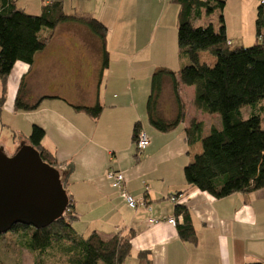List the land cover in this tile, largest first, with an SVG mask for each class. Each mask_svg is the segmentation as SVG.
<instances>
[{
	"label": "crops",
	"instance_id": "1",
	"mask_svg": "<svg viewBox=\"0 0 264 264\" xmlns=\"http://www.w3.org/2000/svg\"><path fill=\"white\" fill-rule=\"evenodd\" d=\"M238 1L244 5V0ZM94 14L81 10L72 15L93 18L102 24L107 30L104 43L83 25L61 23L30 66L19 62L14 65L4 91L0 82V148L12 156L20 146L29 145L34 126L42 129L41 147L61 169L65 192L77 216L73 231L83 238L95 232L103 239L116 233H132L128 261L138 263L142 252L151 264L264 263V187L252 194L216 200L188 188L184 181L183 168L201 152L200 143H185L184 130L196 121L202 123L205 136L210 124L206 125L204 117L216 116L197 111L194 88L182 86L179 95L185 115L180 125L163 134L144 123L150 77L166 65L157 63L152 52L145 53L139 28L132 33L110 34L112 29L103 23L102 16ZM225 27L227 32L226 24ZM104 51L108 66L102 70ZM171 59L174 66L175 59ZM187 63L180 59L178 68ZM16 100L37 107L16 110ZM95 106L101 108L97 119L73 108ZM159 109L166 120L176 115L169 84L163 88ZM135 124L149 138L139 159L135 158L132 142ZM68 166L70 172L66 171ZM110 171L120 172L124 190L136 199L143 198L146 207L130 210L110 186L106 178ZM177 192L185 193L171 204L168 198ZM177 204H183L188 211L197 239L195 246L182 242L176 226L166 223L168 219L182 223L181 217L174 216ZM151 219L157 223L150 226ZM14 247L6 240L0 241L1 252L12 256L17 251L26 264H33L32 253Z\"/></svg>",
	"mask_w": 264,
	"mask_h": 264
},
{
	"label": "trees",
	"instance_id": "2",
	"mask_svg": "<svg viewBox=\"0 0 264 264\" xmlns=\"http://www.w3.org/2000/svg\"><path fill=\"white\" fill-rule=\"evenodd\" d=\"M16 1L0 0V82L3 91L14 65L19 62L30 66L34 56L46 47L53 31L61 23L83 25L101 42L105 41L107 30L102 24L85 16L65 15L62 0H47L37 16L26 15L17 9ZM170 3L178 7V57L188 63L177 72L158 68L152 73L145 105L147 122L156 132L163 134L180 125L185 115L180 87H193L195 109L202 114L218 116L221 126H212L205 136L202 123L196 121L184 130L188 146L201 144L200 154L183 168L186 186L216 200L235 194H252L264 187V131L260 127V115L255 111L264 100V3L257 8L254 24L256 43L252 47L235 49L226 38L221 15L226 0H170ZM214 12H220L217 28L211 23L198 25ZM44 31L46 35H42ZM203 52L214 58L213 65L200 62L199 54ZM107 66L108 56L104 51L102 70ZM166 84L170 85L176 104V115L171 120L164 119L159 109ZM36 107L37 104L28 106L19 100L15 102L16 110L30 111ZM243 107H249L251 111L246 119L241 113ZM73 108L91 119H97L101 112L99 106ZM140 130L139 124H135L133 143ZM43 138L44 131L34 126L28 143L45 164L61 172L53 156L41 147ZM139 157L135 154L136 159ZM66 169L70 172L71 166ZM62 185L64 189L63 181ZM184 193L177 192L169 198H173L176 204ZM174 216L182 218L181 224L175 223L179 239L195 246L197 239L186 207L177 204ZM75 220L77 216L68 198L62 218L42 229L14 225L9 232L0 235V241L5 240L7 234L14 236L19 248L33 254V264L126 262L130 256L132 233L125 236L116 233L103 239L92 232L83 238L72 229ZM138 264H151L146 253L138 255Z\"/></svg>",
	"mask_w": 264,
	"mask_h": 264
},
{
	"label": "rangeland",
	"instance_id": "3",
	"mask_svg": "<svg viewBox=\"0 0 264 264\" xmlns=\"http://www.w3.org/2000/svg\"><path fill=\"white\" fill-rule=\"evenodd\" d=\"M62 1L64 2V11L69 15H72L74 11L79 12L82 10V12L95 13V17L102 16L103 23L112 29L110 34H113V31L120 32V34L125 31L132 33L135 28H139L143 33L145 53L152 52V57L158 59L156 60L157 63L166 65L162 67L178 71L180 61L176 37L178 13L177 7L171 4L170 0H93L91 5L79 3L78 0ZM243 2L244 5H241L238 0H226V7L221 13L227 26L226 38L232 43V49L248 48L256 43L254 24L258 8L257 3L260 1L244 0ZM44 4L45 1L40 0H17L16 8L22 10L26 15L37 16ZM219 15L220 12H214L207 18V21L203 19L198 25L204 26L211 23L217 28ZM110 47H113V45H110ZM159 48H161L160 51L157 50ZM171 58L175 59L174 66ZM200 62L213 65L214 58L203 52L200 53ZM255 111L260 115V127L264 131V100L257 105ZM250 112L249 107L241 109L244 119L248 117ZM216 118L204 117L203 121L206 125L210 124L207 130L212 126L220 128V120L218 116ZM143 122L147 123L146 116ZM134 150L136 154L135 147ZM7 154L5 153V155ZM5 240L7 243H13L15 247H18L16 246L17 239L14 236L7 234ZM0 262L1 264H26L17 251L12 256L9 253L5 254L0 251ZM124 264L138 263L126 260Z\"/></svg>",
	"mask_w": 264,
	"mask_h": 264
},
{
	"label": "water",
	"instance_id": "4",
	"mask_svg": "<svg viewBox=\"0 0 264 264\" xmlns=\"http://www.w3.org/2000/svg\"><path fill=\"white\" fill-rule=\"evenodd\" d=\"M68 197L60 173L22 145L12 155L0 148V235L14 225L42 229L63 217Z\"/></svg>",
	"mask_w": 264,
	"mask_h": 264
},
{
	"label": "built area",
	"instance_id": "5",
	"mask_svg": "<svg viewBox=\"0 0 264 264\" xmlns=\"http://www.w3.org/2000/svg\"><path fill=\"white\" fill-rule=\"evenodd\" d=\"M40 1H47V0H40ZM261 4L264 3V0L260 1ZM149 144V138L147 135L144 133V131L141 129L136 136V141L134 143L135 149H136V154L137 155H142L143 152L146 150ZM107 180L110 182V186L112 189L116 190L124 199V202L126 206L130 210H135L139 207H146V201L142 199H136L132 196H130L123 188L124 184V177L120 172H108L106 175ZM170 203L174 204L175 200L173 198L168 199ZM157 222L153 219L148 220V224L154 225ZM168 225L175 226V220L174 219H168L166 221Z\"/></svg>",
	"mask_w": 264,
	"mask_h": 264
}]
</instances>
